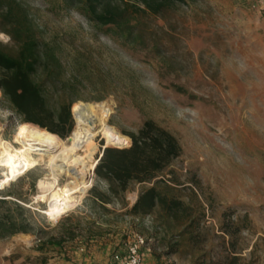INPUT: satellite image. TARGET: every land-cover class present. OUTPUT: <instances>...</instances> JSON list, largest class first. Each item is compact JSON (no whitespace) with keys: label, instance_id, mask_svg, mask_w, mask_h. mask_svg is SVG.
I'll return each mask as SVG.
<instances>
[{"label":"rangeland","instance_id":"rangeland-1","mask_svg":"<svg viewBox=\"0 0 264 264\" xmlns=\"http://www.w3.org/2000/svg\"><path fill=\"white\" fill-rule=\"evenodd\" d=\"M22 2L57 35L64 51L78 48L92 58L86 71L93 84L82 89L80 101H105L109 109L105 129L91 143L92 156L80 153L94 172L84 178L91 183L84 192L74 194L79 197L75 208L53 221L43 213L49 201L38 198L37 183L40 178L53 181L47 165L11 181L23 178L26 205L47 217L53 234L73 228L76 235L67 240L65 255L45 254L36 238L16 236L0 241V264H43V257H51L48 264H91L93 254L79 252L74 243L89 230L96 234L90 244L104 238L109 264L136 233L148 243L147 264H264V0H195L149 15L147 43L136 50H121L75 12L62 9L53 15L45 0ZM0 41L10 44L2 33ZM146 120L169 130L182 146L172 169L179 183L174 193L187 210L170 217L157 209L141 221L97 219L88 196L101 148L108 144L105 136L113 129L120 135L137 132ZM21 124L0 92V139L19 146ZM7 173L0 166V181ZM56 173L61 187L79 182ZM34 179L36 190L31 191ZM137 195L129 193L130 205Z\"/></svg>","mask_w":264,"mask_h":264},{"label":"trees","instance_id":"trees-1","mask_svg":"<svg viewBox=\"0 0 264 264\" xmlns=\"http://www.w3.org/2000/svg\"><path fill=\"white\" fill-rule=\"evenodd\" d=\"M45 1L53 15L62 9L75 12L121 50H136L147 43L145 22L149 15L159 16L175 5L195 0ZM0 33L10 39L8 45L0 41L3 98L21 123L34 124L66 140L75 128L73 114L83 99L81 91L93 84L86 71L92 58L78 48L64 51L57 35L52 36L48 26L38 23L22 0H0ZM105 137L107 145L118 147H102L95 167L96 183L88 199L97 219L109 216L141 221L157 209L170 217L187 210L174 193L179 183L172 167L183 151L174 134L156 121L146 120L137 132L120 135L113 129ZM22 181L19 178L0 189V241L19 234L33 235L40 251L46 254L53 250L64 256L67 240L76 235L73 228L53 234L47 217L26 205L29 199L22 193ZM29 190H36V179L30 182ZM133 191L138 195L130 205L128 195ZM94 235L89 230L83 243H92ZM49 258L43 257V264H48Z\"/></svg>","mask_w":264,"mask_h":264},{"label":"bare ground","instance_id":"bare-ground-1","mask_svg":"<svg viewBox=\"0 0 264 264\" xmlns=\"http://www.w3.org/2000/svg\"><path fill=\"white\" fill-rule=\"evenodd\" d=\"M108 109L109 104L105 101L97 104L79 101L74 109L76 125L66 140L30 123L19 126L16 137L19 146L0 139V166L8 170L5 178L0 181V189L25 171L47 165L53 173V181L40 178L37 183L40 190L38 198L49 201V207L43 213L52 221L64 215L78 202L79 197L74 194L83 193L89 186L90 182L84 178L92 176L94 165L85 161L80 153L86 152L88 158L92 156L91 143L94 135L105 129L104 115ZM56 172L75 176L79 182L76 185L69 182L61 187Z\"/></svg>","mask_w":264,"mask_h":264},{"label":"built area","instance_id":"built-area-1","mask_svg":"<svg viewBox=\"0 0 264 264\" xmlns=\"http://www.w3.org/2000/svg\"><path fill=\"white\" fill-rule=\"evenodd\" d=\"M146 239L134 234L124 249V251H117L114 253L111 264H145V250L147 249Z\"/></svg>","mask_w":264,"mask_h":264},{"label":"crops","instance_id":"crops-1","mask_svg":"<svg viewBox=\"0 0 264 264\" xmlns=\"http://www.w3.org/2000/svg\"><path fill=\"white\" fill-rule=\"evenodd\" d=\"M17 236H23L25 238L35 239V236H33V235L19 234ZM95 239H94V236L91 237L92 242H94ZM78 240H79V237H77V239L74 240L75 241L74 243L77 246H79V249H77V250L79 252L80 251L81 252H84L85 251L86 253L89 252V253L93 254V256L96 258L93 261L94 263L92 262L91 264H109V262L111 260L110 255H109L110 252L106 248H103V246H104L103 245L104 238H102V240H99L97 238L96 245L83 243L84 236L81 238L80 241H78ZM72 244H73V242H72ZM78 251H76V252L78 253ZM107 252H108V255H106ZM145 256H146V254H145ZM106 257H108V258H106ZM83 264H88V263H87V261H85V262L83 261ZM145 264H147V263L145 262Z\"/></svg>","mask_w":264,"mask_h":264},{"label":"water","instance_id":"water-1","mask_svg":"<svg viewBox=\"0 0 264 264\" xmlns=\"http://www.w3.org/2000/svg\"><path fill=\"white\" fill-rule=\"evenodd\" d=\"M106 147H108L107 145H105L104 147H103V149H105ZM97 163H98V161H97ZM96 167V166H95Z\"/></svg>","mask_w":264,"mask_h":264}]
</instances>
